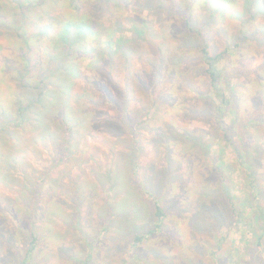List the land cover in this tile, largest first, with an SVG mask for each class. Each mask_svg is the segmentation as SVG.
<instances>
[{"label": "rangeland", "instance_id": "obj_1", "mask_svg": "<svg viewBox=\"0 0 264 264\" xmlns=\"http://www.w3.org/2000/svg\"><path fill=\"white\" fill-rule=\"evenodd\" d=\"M79 1L75 11L69 0L36 5L29 26L56 31L74 12L77 21H96L92 0ZM160 1L152 12L150 0L111 4L114 14L99 22L106 30L89 43L94 54L65 52L64 66L76 67L69 76L46 72L49 38H32V49L20 52L16 32L0 28V107L12 113L16 95L37 97L39 89L19 81L25 64L26 82L43 74L48 95L68 90L71 107L42 124L30 111L0 132V264H264V238L254 231L263 215L250 222L242 210L251 195L264 207V0ZM0 6L10 25L17 3ZM132 27L143 37L133 38ZM205 46L225 51L213 64L216 87ZM100 83L120 107L125 91L122 126L114 102L95 105ZM63 114L73 119L70 135ZM147 190L163 209L159 224ZM218 205L222 216L211 213ZM153 226V235L135 239ZM30 233L37 241L27 254Z\"/></svg>", "mask_w": 264, "mask_h": 264}, {"label": "trees", "instance_id": "obj_2", "mask_svg": "<svg viewBox=\"0 0 264 264\" xmlns=\"http://www.w3.org/2000/svg\"><path fill=\"white\" fill-rule=\"evenodd\" d=\"M13 1L17 3L18 12L16 13V15H13L14 18H11L10 25H8V23L6 22V19H7L6 14L0 13V28L9 27L11 30L16 32V35L22 42V45L19 47L20 52L23 51V48H27L28 51L32 49L31 42H30V39L32 38H37L40 35H44L47 38H49L50 39L49 46L50 45L54 46L55 49L52 48L53 50L52 53H50V51L49 53H46V57H45L46 58L45 69L47 68L46 72L52 71L55 74L58 72L57 75L59 74V72H64L65 76L73 75L74 70L76 68L72 62H69L68 64L64 66L65 58L63 57H66L65 52L67 56L73 53H75V56L77 55L92 56L94 54L95 49L93 46H89V45L91 44V42L93 43L96 39H98L97 36L99 35L100 31L106 30V26L104 27L103 25H100L99 22L104 19L106 14H114L113 11L109 12L111 4H118V3L120 4V3L125 2V0H92L91 5L94 9V17L97 19L96 21H94V19L91 17H89L86 22L77 21L76 19L73 18L77 16L76 14H74L75 13L74 12L70 17H66V21H60L58 23L59 28L56 31H53L51 23L50 24L45 23L43 25L36 24L31 28L29 26L30 23L28 21L29 20L28 12H30V10L34 8L36 5H41L45 3V1L46 2L48 1L49 4L51 5L53 4V2L55 4L58 3V0H36V2L27 1V4L24 3L25 0H13ZM152 2L155 4H153ZM79 3H81L79 0H69V4L70 6H72V9L74 11L78 10ZM157 4L161 5V1L160 0H150V3L147 7L148 10L150 12L154 11V9L157 8ZM138 6L141 7V9H143L142 3L138 4ZM185 24H188V23H185ZM130 32L133 34V38L143 37L142 36L143 31L139 30L137 27L135 28L132 27L130 29ZM54 36L56 37L55 40L52 39V37ZM52 43H55V45ZM109 46L112 47V45H109ZM110 47H108V50L112 51V48ZM61 50L63 51L64 54H62V57L60 59L56 60L55 58H58L56 57L58 56L57 52L61 53ZM116 50H117L116 47H114V51ZM200 50L203 55V60H205V63L207 65L205 72L209 76V81L211 85L213 87H216L221 74L219 71L214 69L213 64L216 61L220 60V58L224 55L225 51H220L215 54H210L206 46L202 47ZM23 52L21 54L22 55L21 57L24 58V60L26 61L27 58L25 57ZM161 65H162V62L159 59L157 64H154L153 66H151L150 70H152L151 72L153 73L150 74V79L154 81V84L156 83V74H155L156 72L155 71L159 69ZM22 69L24 72L21 73L19 81H21L24 87H30L31 89H39L38 95L35 98H32V99L29 98L28 101H23V99H20L16 95L15 96V106L16 107H15V110L12 111V113H10L8 110L5 111L4 108L0 107L1 108L0 116L6 117L5 121L8 122V125L3 123L4 125H2L0 132L7 131L9 128L19 127L26 120V115L30 111L38 115L37 121L39 122V124H42V121H45V117L48 114L53 115L56 112L58 113L60 110H63V109L66 110V113L68 114L67 110L70 111L71 109V107L69 106L70 96H69L68 90L67 91L65 90L63 92V89H59L57 92L53 94V96H50L47 93L48 92L47 86L50 81L48 80L46 81L47 78L42 76L43 74L37 75L38 80L31 84L25 81V77H27L30 74L31 67L25 64V66H23ZM62 78L66 80L68 77H62ZM136 79H138L137 81L140 82L142 86H144L147 83L139 75H136ZM63 82L64 80H61L60 84H62ZM100 84L102 85L100 89L102 97L99 102H96L95 105L98 106V105L103 104V100H106V102L108 103L110 102L111 104L114 102V107L118 109V113L114 116V119L117 120L119 124L122 126V122L123 124H125L124 121L126 118L124 114L125 109H123V107L125 106L124 103H126L125 91L122 92V99H121L122 105L120 107V105L115 104V102L117 101L115 100V97H113L112 94L109 93L110 91L107 90L106 86L103 85L102 83ZM69 85L71 84L69 83ZM69 85H65L66 87H63V88L69 89ZM232 94L233 93H231V95ZM36 105L39 108L38 111L34 110V107ZM8 114H11L12 117L11 116L9 117ZM67 114H63L62 116H60V120L63 123L64 132L70 135L71 127L69 125V122L72 123L73 119H70V117H68ZM5 125L7 127H4ZM44 127L46 129V132L48 133L49 130L47 126H44ZM63 148L65 152L68 150L69 144L67 141L64 142ZM59 158L62 159V156H60ZM147 192L151 196L152 201H153V217L156 219V222L159 224V222H161L162 217L164 216L163 209L156 202V199L152 197V195L150 194L148 190ZM249 199H250V202H248L246 206V208L247 207L248 208L247 209L244 208L242 210H243V213H245V210H246L247 217L250 218V215L253 216V220H251L250 218V222L257 220L256 217L259 216V212L263 215V219H262L263 222L261 223L257 220L258 226L255 225L257 226V229L254 230L257 233L256 240H260L259 242H261V240H263L264 238V207L260 201L258 202V204L254 203L253 202L254 197L252 195ZM230 206L231 208H229V211L230 212L235 211V208L232 206V203L230 204ZM225 209L226 208L218 205V206H215L214 208H211V213H213L215 216L219 214L220 216H222V214H225L224 212ZM235 212L239 216L240 212L238 211H235ZM247 226L248 227L251 226V228H253L252 226H254V224L249 223V225ZM154 227L155 226H153L152 228H149L141 235L135 236V239L138 241L141 238H147L148 236L153 235L155 231ZM28 239H29L28 244L30 246L27 250V254H29L32 251L35 245L34 243L37 241L36 235L34 233H30Z\"/></svg>", "mask_w": 264, "mask_h": 264}]
</instances>
